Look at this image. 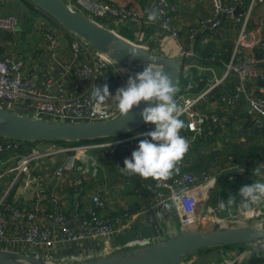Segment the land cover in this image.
<instances>
[{
    "label": "built area",
    "instance_id": "2783aa9c",
    "mask_svg": "<svg viewBox=\"0 0 264 264\" xmlns=\"http://www.w3.org/2000/svg\"><path fill=\"white\" fill-rule=\"evenodd\" d=\"M73 10L82 12L98 24L102 21L135 22L137 13L128 5L117 7L104 0H64ZM240 6L246 0H238ZM264 5V0H256ZM213 12L207 20L210 30L218 33L224 23L223 15L235 17L238 7L228 6L224 0H211ZM239 6V7H240ZM39 9V8H38ZM156 9L159 10L160 25L168 31L169 53L181 60V75L190 77L193 68H199L195 63L197 58L196 44L199 30L189 29L186 42L181 31L174 26L175 16L180 11L178 0H158ZM41 10V9H40ZM44 12V11H43ZM45 13V12H44ZM251 12L246 13L248 21ZM14 18L0 19V28L14 33L18 28ZM71 35V64L62 65L63 73L57 78H44L43 83L35 81L37 70L26 75L24 61L3 58L0 55V108L17 115L50 123H103L117 118L120 113L113 99L111 104L94 106L90 98L91 87L98 85L106 77L116 63L107 54L95 50L90 44L75 34ZM47 49L56 60L58 35L45 32ZM206 42L209 38L204 39ZM239 39L226 66V76H235L238 83L234 90L222 95L221 102L228 108H233L240 102L247 105V114L252 118L256 129L264 134V91L252 97V87L264 81L261 65L264 64V41L260 43L259 57L242 52ZM241 46V47H240ZM87 56L86 60H83ZM220 54L211 57L215 62ZM172 57V56H169ZM61 65L60 62L57 61ZM212 71V70H211ZM76 77L78 83L87 86L83 92L70 90L65 79L70 75ZM119 81L124 83L121 74ZM201 84L205 82L200 79ZM223 80H207L206 86L200 91L189 87L179 88L176 102L184 109L181 119L185 121L186 130L191 135V141L202 137L206 132L225 131L228 123L217 112L205 111L202 103L209 100L212 93L221 85ZM118 87H114V95ZM155 125L144 124L133 135L115 138L110 141L101 139L89 144L68 145L54 152L39 150L30 144L56 142H34L0 138V158L13 154L17 162L8 173L17 176L12 187L22 183L24 196L34 199L32 208H21L12 205L6 197H0V243L8 247L19 248L16 253L32 257L45 264H68L87 261L83 250L104 255L121 254V251H131L155 244L159 237V229L152 231L155 235L133 239L123 244L114 245V241L131 226L135 215L123 213L117 216H106L103 211L107 202L103 197L109 181H115L120 186L128 179L140 180L148 194L154 199L158 208L162 201L171 202L174 193L187 191V196L179 206H174V212L179 220V233L188 229H198L201 232L244 227L247 225H262L264 223V204L253 206L250 210L240 208V198L225 209L220 208L222 201L229 199L231 185L245 183L251 185L258 178L246 176L240 167H231L229 171H219L211 175H199L186 170L173 176L166 182L167 187L156 188L155 181L142 180L138 176L122 174L124 160L131 158L133 151L138 149L141 140L150 139L146 134L154 131ZM52 147V146H51ZM48 147V148H51ZM57 149V148H56ZM26 150V151H25ZM92 151L98 152L94 154ZM63 152L68 159L58 167L49 166L44 173H39V163L57 153ZM3 175H0V179ZM68 184L74 190L75 199L79 202L71 211L65 209V199L62 189ZM111 184V183H110ZM86 189V190H85ZM8 192V191H7ZM6 192V193H7ZM84 192V193H83ZM5 193V194H6ZM246 215V222L240 219ZM247 224V225H245ZM232 253L234 258L227 257L220 264H235L247 256L252 257L254 264H264V254H253L250 247ZM238 248V247H234ZM240 248V247H239ZM2 250V249H0ZM126 251V252H127ZM236 252V253H235ZM240 252V253H239ZM238 254V255H237ZM190 255L184 264H193L194 256Z\"/></svg>",
    "mask_w": 264,
    "mask_h": 264
},
{
    "label": "crops",
    "instance_id": "0c3cea01",
    "mask_svg": "<svg viewBox=\"0 0 264 264\" xmlns=\"http://www.w3.org/2000/svg\"><path fill=\"white\" fill-rule=\"evenodd\" d=\"M4 1L5 0H0V2ZM17 1L28 9V12L33 18L38 19L41 24H48L53 27L57 25L59 35L56 60L47 49L44 30L41 31V40L38 43H33V41H30L31 38L28 39L23 33L22 27L18 28L15 33H5L0 31V55L3 58L23 60L26 65L25 71L27 76L33 74V68L36 67L35 81L37 83H43L45 81L44 78L59 77L63 73L62 65L71 64L70 32L59 23L54 24L52 21L46 19L44 17L45 13L31 11L24 3L26 1V3L30 4V1ZM104 1L115 7L119 5H128L138 15L135 22H121L115 21L114 19L106 20L105 22L110 26L109 29L116 32L122 38L136 45L145 47L149 52L164 56H176L169 53V46L167 45L169 33L163 29L160 25V21L157 20L154 23H150L147 20L148 10L156 8L158 0ZM224 1L228 6L240 8V12L234 18L223 15V23H225V21L227 22L226 27L230 25L229 30L226 29V31L221 30L218 33H213L207 22L213 12L211 0H178L180 11L174 18V26L182 32L185 42L190 28L195 27L199 30L198 41L196 44L197 58L195 59V63L199 68H193L189 78H185L183 74L181 75L182 80L185 79L186 82L182 87L192 88L196 92L206 86L207 80H213L215 78L223 80L222 84L212 93L209 100L202 103L201 108L205 111L219 113L221 118L228 123L229 127L225 131L217 130L206 132L203 135H208L207 138H209V142L205 147L210 145L209 149L213 150L211 156L213 163L211 164L208 163V157H206L205 154L201 155L202 152L200 153L199 151L201 149L199 141H191V135L187 137L184 136L192 149H189L182 162L178 165L179 171L174 173L180 174L186 170H191L199 175H211L219 171L227 172L231 167L238 166L241 169L246 170V176L250 178H258L255 177L251 171H253L257 164L264 163V134L254 127L252 118L247 114L248 109L246 103L240 102L235 107L228 108L221 102V97L223 94L233 91L238 83L237 77L226 76L225 65L236 50L237 45L239 44V39L242 38V47L240 46L242 52L259 57L260 43L264 41V5L257 3L256 0H246L242 6H240L238 0ZM248 12H251V14L249 20L246 21L245 17ZM205 38H209V41L206 42L204 40ZM212 53L213 56L220 54L215 62L212 61ZM86 59L87 56L84 57L83 60ZM57 61L60 62L61 65L58 64ZM261 69L264 73V64L261 65ZM122 70V68L115 64L114 67L106 73V77L103 81L98 83V85L103 86L107 84L112 96H115V90H113V88L118 87V84L119 88L125 87L127 84L124 80V83L119 81L118 75H122ZM134 74L136 73H126L127 76H133ZM200 79H204L205 82H202L201 84L199 82ZM65 84L70 90L75 92L80 93L87 90V86L80 85L76 77L72 74L65 79ZM196 86L198 87L195 89L194 87ZM261 90L264 91V81L258 82L252 87V97H256L260 94ZM112 102L113 99L110 98L106 103L111 104ZM191 143L194 144L192 145ZM30 145L33 147L28 148L39 150L45 149V151L48 149H55L53 150L54 152H58L57 150L64 148V144L57 143H32ZM67 159L68 156L63 152L57 153L54 157L46 159L44 163H39L38 171L39 173H44L49 166L52 165L58 167L65 163ZM16 162L17 159L13 154H6L0 158V175H3L0 179V197H6L7 201L12 205H18L21 208H32L34 206V199L24 196L21 182H18L14 187L10 188L13 181L17 179V176L14 173L8 172ZM110 183L112 184V182L109 181L106 190L103 191V197L107 202V207L103 213L106 216H117L123 213L135 215V219L131 226L114 241V245L123 244L133 239L150 237V235H155L152 231H155L156 229H159L160 234L155 240V243L176 237L180 234L177 228L179 226V220L172 215L174 207L170 211L165 212L163 218L158 220L155 218V213L157 211H162L163 209L162 207L158 208L152 200V204H146L144 206L145 201L149 200L145 198V195L148 193H140V190L136 189V193H129V195L135 196L133 200L129 201L123 196L122 191H117V200L113 202L110 201V196L107 192L110 188ZM115 184L118 185V188L121 187L114 181L112 185ZM244 185L249 184L238 183L236 185H231L230 194L232 196H237L239 189ZM62 193L65 199H61V201L64 202L65 209L71 211L80 199L78 200V197L75 199V192L72 188L68 187V184L62 189ZM245 217L246 215L242 214L240 219L246 222ZM244 248L246 247L213 248L206 252L196 254L193 264H197L201 260L203 261H201L200 264H220L226 262L225 259L227 257L234 258L232 253L235 249L241 250ZM0 249L16 253L13 251H17L19 248L8 247L5 242H1ZM126 251H121V254L127 253ZM87 252V250H83V255L85 256L84 259L87 260H95L113 255H104L102 253H90L91 255H87ZM254 263V259L247 256L245 259L235 264Z\"/></svg>",
    "mask_w": 264,
    "mask_h": 264
},
{
    "label": "water",
    "instance_id": "95a60500",
    "mask_svg": "<svg viewBox=\"0 0 264 264\" xmlns=\"http://www.w3.org/2000/svg\"><path fill=\"white\" fill-rule=\"evenodd\" d=\"M58 22L70 33L77 35L95 50L105 53L127 73L143 71L146 62H155L170 74L177 86L181 85V60L149 52L111 29L89 19L82 12L71 9L64 0H28ZM240 8L235 11V16ZM210 26V25H208ZM131 47L140 49V57L133 59ZM114 49V51L110 50ZM176 94V95H177ZM145 105L134 108L123 118L120 115L103 123H50L29 119L0 108V138L21 141L81 142L97 139H115L140 129L145 122L141 111ZM248 246L253 254H264V223L247 225L213 232L188 229L176 237L150 246L127 251V253L68 264H184L192 254L212 248ZM45 264L25 255L0 250V264Z\"/></svg>",
    "mask_w": 264,
    "mask_h": 264
},
{
    "label": "clouds",
    "instance_id": "9594fccd",
    "mask_svg": "<svg viewBox=\"0 0 264 264\" xmlns=\"http://www.w3.org/2000/svg\"><path fill=\"white\" fill-rule=\"evenodd\" d=\"M159 16V10L152 8L148 10L147 20L154 23ZM129 55L133 59L140 57V49L131 47ZM176 94L177 86L170 74L155 62H146L143 71L130 76L126 86L117 89L115 96L107 84L91 87L90 98L94 106H103L110 98L114 99L120 117L127 118L143 102L145 107L140 113L143 121L155 125V130L146 134L150 139L141 140L131 158L124 160L125 166L120 167L122 174L138 176L142 180L151 179L155 181L156 188H164L174 172L179 171L178 165L188 153L190 144L181 135L186 124L181 119L184 109L176 102ZM253 175L258 179L239 189L242 210L264 204V163L257 164ZM186 196L187 191L181 190L172 195L171 202L162 201L163 210L157 211L155 218L162 219L165 212L179 206ZM236 197L229 195L226 202L220 203V208L230 207Z\"/></svg>",
    "mask_w": 264,
    "mask_h": 264
},
{
    "label": "rangeland",
    "instance_id": "374dc122",
    "mask_svg": "<svg viewBox=\"0 0 264 264\" xmlns=\"http://www.w3.org/2000/svg\"><path fill=\"white\" fill-rule=\"evenodd\" d=\"M3 4V5H2ZM29 10L26 9L23 5H21V3L17 0H5L4 2H0V19L4 18V19H9V18H14L17 22L16 26L17 28H21L23 29V33L28 37V39H30V41H33V43H38L41 40V31L44 30L45 32H49V33H55L57 35H59L58 33V28L57 25H55V27H53L52 25H48V24H41L40 21L38 19L33 18V16L28 12ZM103 26L109 28L110 26L105 22L102 21ZM227 25V22L225 21L224 26L222 28L223 31H226V29L229 30V26ZM0 31H3L5 33H7L8 31H6L5 29H1ZM17 32V30L15 31ZM14 32V33H15ZM9 33V32H8ZM1 47V45H0ZM242 50V49H241ZM122 79L127 82L130 76L126 75V71L122 70ZM181 89H182V84H181ZM137 132V131H136ZM136 132H132L129 134H126L125 137L130 136L135 134ZM208 135L198 138H195V141H199V144L201 146V149L199 150L200 153L202 152L201 155H206V157H208V163L211 164L213 163V159H211L213 150L209 149L210 145L205 147L208 142H209V138H207ZM105 140V139H103ZM106 141H110V140H106ZM192 145L194 143H191ZM189 149H192L191 147ZM192 151V150H191ZM94 154H98V152L96 151H92ZM191 153V152H190ZM227 155V154H226ZM244 171H246L244 169ZM250 171V170H249ZM253 172V171H251ZM113 184V181H112ZM110 185V188L108 189V193L110 196V201H115L117 200L118 194L117 191H122L123 196H125L127 198V200L131 201L133 200V198L135 196L129 195V191H131L133 189V187L136 185V181L133 180L132 178L128 179V183L127 182H122V185L120 188H118V185ZM143 184V183H140ZM144 187V185H143ZM129 192V193H128ZM146 200L145 204H152L151 200L154 201V199L151 197L150 194L145 195ZM172 215L173 217H175L177 219V216L175 214L174 211H172ZM257 226H261V225H257ZM196 256H194L195 258ZM203 261V260H201ZM198 262L197 264L201 263ZM29 264V263H27Z\"/></svg>",
    "mask_w": 264,
    "mask_h": 264
},
{
    "label": "trees",
    "instance_id": "16d2710c",
    "mask_svg": "<svg viewBox=\"0 0 264 264\" xmlns=\"http://www.w3.org/2000/svg\"><path fill=\"white\" fill-rule=\"evenodd\" d=\"M25 1V0H24ZM26 5H27V7L31 10V11H40V13H44V12H42V10H40V9H37L35 6H33L31 3L29 4V3H26V1L24 2ZM44 17L46 18V19H48L49 21H52L54 24H58V22H56L54 19H52L50 16H48L46 13H45V15H44ZM211 57H214L213 56V53H212V55H211ZM181 84L184 86L185 84H186V82H185V79H183L182 80V78H181ZM198 86H196V87H194L195 89L197 88ZM199 89V88H198ZM200 90V89H199ZM198 90V91H199ZM189 134V132H188V130H186V128L185 129H183L182 130V132H181V135L182 136H189L188 135ZM123 137H125V135L124 136H121V137H119V138H123ZM98 141H100L101 139H97ZM105 140H107V139H105ZM109 140V139H108ZM34 142H43V141H34ZM52 142H56V143H64V144H68V145H79V144H89V143H93V142H96L95 140H90V141H81V142H66V141H52ZM136 181V186L134 187V189H132L131 191H129L130 193H136L135 192V190L136 189H138V190H140V193H148L147 192V190H146V188L145 187H143V184H140V183H142L140 180H135ZM128 192V193H129ZM234 247H243V246H241V245H236V246H228V247H225V248H234ZM213 249V248H212ZM208 250H211V249H207V250H202V251H199V252H197V253H195V254H199V253H203V252H206V251H208ZM187 261V260H186Z\"/></svg>",
    "mask_w": 264,
    "mask_h": 264
}]
</instances>
